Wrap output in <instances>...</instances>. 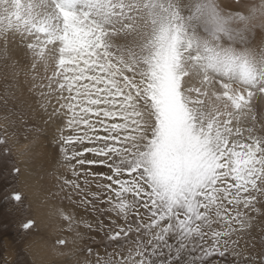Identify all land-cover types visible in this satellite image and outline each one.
<instances>
[{
  "label": "snow or ice",
  "instance_id": "1",
  "mask_svg": "<svg viewBox=\"0 0 264 264\" xmlns=\"http://www.w3.org/2000/svg\"><path fill=\"white\" fill-rule=\"evenodd\" d=\"M81 3L77 13L61 0L62 28L42 47L58 44L50 90L68 113L59 137L71 178L62 177L53 195L92 215L80 222L102 234L99 243L117 246L95 264H221L213 257L228 255L234 264H264V235L252 234L264 220V119L253 106L264 105V84L230 50L219 62L200 55L174 3L153 30L148 17L158 3L165 7L160 0ZM247 3L221 0L239 19ZM203 7L224 30L216 8ZM237 66L238 79L229 74ZM12 199L22 203V194ZM61 215L75 222L73 211Z\"/></svg>",
  "mask_w": 264,
  "mask_h": 264
},
{
  "label": "rangeland",
  "instance_id": "2",
  "mask_svg": "<svg viewBox=\"0 0 264 264\" xmlns=\"http://www.w3.org/2000/svg\"><path fill=\"white\" fill-rule=\"evenodd\" d=\"M19 3L17 9L16 0H6L5 7L0 8V230H4L0 262L84 264L87 257L89 264H95L97 257L106 259L117 246L99 243L102 234L88 231L80 222L82 217L93 219L92 215L83 208L73 209L66 199L53 195L59 192L62 177L71 178L59 137L68 113L61 107L54 88L50 90L51 78L57 71L58 44L42 47L45 35L52 39L62 28L58 7L61 0ZM82 7L81 0H70V10L79 13ZM17 11L19 18L11 15ZM40 27L47 28V34L40 33ZM122 43L131 47V42ZM242 43L255 53L254 58L242 59L249 62L257 83L264 84V31H256ZM124 55L129 58L127 51ZM253 106L258 117L264 119L260 100H254ZM14 191L22 194V203L12 199ZM65 209L73 211L75 222L71 226L61 215ZM29 219L35 223L31 230L22 226ZM101 219L109 222L105 217ZM252 234L256 240L264 235V220L257 218ZM61 238L68 241L67 246L57 243ZM128 247L124 245L125 255ZM89 248L93 251L91 256ZM259 251L257 243L254 254ZM213 259L234 264L235 258L228 255Z\"/></svg>",
  "mask_w": 264,
  "mask_h": 264
},
{
  "label": "clouds",
  "instance_id": "3",
  "mask_svg": "<svg viewBox=\"0 0 264 264\" xmlns=\"http://www.w3.org/2000/svg\"><path fill=\"white\" fill-rule=\"evenodd\" d=\"M165 5L161 8L159 3L155 9H152V15L149 20H155L154 25H149L150 30L158 29L162 24L167 22L168 11L167 5L174 3L177 7L184 10L183 25L186 32L194 39L198 45V52L206 58H212L216 62L223 60L227 55L226 50H230L231 55L239 57H255L252 49L245 47L243 41L253 36L256 31H264V0H248L243 11L239 12V19L234 14L227 13L221 5V0H160ZM211 3L219 12L223 20V29L213 18L210 12L203 6ZM199 6V10H198ZM5 5H0L4 8ZM232 35L233 39L229 40L228 36ZM147 49H143L140 54H147ZM248 62V61H247ZM240 60L237 61L239 65ZM249 64V62H248ZM250 66V64H249ZM251 67V66H250ZM210 74L223 75V70L216 73L215 69H208ZM238 79L240 69L237 66L229 73ZM215 110L214 108L212 109Z\"/></svg>",
  "mask_w": 264,
  "mask_h": 264
},
{
  "label": "trees",
  "instance_id": "4",
  "mask_svg": "<svg viewBox=\"0 0 264 264\" xmlns=\"http://www.w3.org/2000/svg\"><path fill=\"white\" fill-rule=\"evenodd\" d=\"M0 207H1V205H0ZM1 218V217H0ZM1 232H0V238H1V236H2V232L4 231V230H0ZM0 264H2L1 262H0Z\"/></svg>",
  "mask_w": 264,
  "mask_h": 264
},
{
  "label": "bare ground",
  "instance_id": "5",
  "mask_svg": "<svg viewBox=\"0 0 264 264\" xmlns=\"http://www.w3.org/2000/svg\"><path fill=\"white\" fill-rule=\"evenodd\" d=\"M57 169V168H56Z\"/></svg>",
  "mask_w": 264,
  "mask_h": 264
}]
</instances>
